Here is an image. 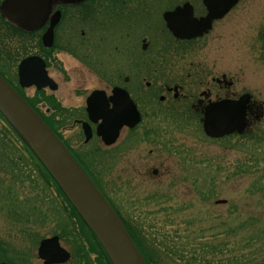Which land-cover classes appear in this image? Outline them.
<instances>
[{
	"label": "flooded vegetation",
	"instance_id": "flooded-vegetation-1",
	"mask_svg": "<svg viewBox=\"0 0 264 264\" xmlns=\"http://www.w3.org/2000/svg\"><path fill=\"white\" fill-rule=\"evenodd\" d=\"M5 1L0 0V74L23 97L27 95L20 88L17 71L19 63L29 57L42 61L47 76L57 87L55 74H69L61 66V56L99 81L96 87H83L78 82L67 104L62 95L50 94L51 110L42 103L35 105L40 116L50 117L54 132L86 172L82 159L93 149L121 153L139 140L151 145L148 153L157 157L151 162L147 156H142V160L137 156L130 161V168L143 167L144 177L155 181L163 170L170 172V159L163 152L169 148L170 124L177 119L170 113L178 107L187 108L188 117L196 120L203 131L209 105L248 95L246 127L241 135L249 134L250 127L264 118V99L256 94L264 87V74L256 67H236L233 52L234 39L239 41L247 33L246 42L256 39L257 49H252L250 58L258 63L264 59V11L255 10V16L249 15L256 17L255 24L247 25L244 35L236 37L243 33L241 27L236 31V24L246 21L247 5H241V0L222 17L211 19L208 28L200 30L197 22L209 13L203 0H24L32 8L20 22L12 15L14 9L3 6ZM27 3L23 6L27 7ZM35 8L38 19L32 23L29 20L34 19ZM53 19L56 23L51 44L45 46L43 38ZM15 59V64L9 63ZM119 90L125 91L135 105L139 122L133 127L123 126L115 140L107 144L96 130L103 113L109 114L106 119H113L114 106L122 103ZM34 91L38 92L35 88ZM88 99L93 105L89 110ZM84 122L91 130L87 142ZM67 131L71 134L65 136ZM93 142L96 145L88 147ZM53 236L58 237L69 259L52 264H109L101 246H64L61 234ZM39 244L40 241L18 264H45L38 255ZM0 264L14 263L0 258Z\"/></svg>",
	"mask_w": 264,
	"mask_h": 264
},
{
	"label": "rangeland",
	"instance_id": "rangeland-1",
	"mask_svg": "<svg viewBox=\"0 0 264 264\" xmlns=\"http://www.w3.org/2000/svg\"><path fill=\"white\" fill-rule=\"evenodd\" d=\"M239 3L247 5L246 21L241 25L236 24V31L241 27L243 32L236 37L244 35L247 25L255 24V10L264 11V0H241ZM246 34L239 41L234 39L236 67L242 65L244 70L246 67H256L264 74V59L258 63L249 55L252 49H257L256 39L246 42ZM61 58L64 63L61 66L69 74L56 73L58 90L43 92L46 98H41L38 102L49 110L53 103V95L50 94L62 95L67 104L78 82L83 87H96L99 84L96 76L89 71L77 69L76 64L68 57ZM17 61L15 59L9 63L15 64ZM11 76L14 77V74ZM34 92L33 87L24 90L29 100L40 98ZM256 94L264 99V87H261V93ZM170 114L177 118L170 124L169 148L163 152L170 159V172L163 170V175L158 180L145 178V169L141 166H134V170L130 168V161L137 156L140 160L142 156H147L149 161L157 157L155 153H148L151 145L140 140L121 153L115 150L105 153L102 149H93L92 154L83 157L82 164L151 264H184L171 260L165 253L164 244L169 242L164 241L176 239L175 230L179 235L188 236L189 243H193L194 238L204 241L213 236L224 241L222 235L233 231L231 237L234 239H228L229 249L233 251L234 246L242 247L243 241L240 240L250 235L252 218H258L261 227H264V118L250 127L249 132L255 136V143L241 138V135L225 140L210 139L203 133L199 123L188 117L187 108L178 107ZM0 129L7 137L5 143L19 150L22 156L19 164L30 177L18 180L7 168L5 173L0 172V181H3L0 184V249L5 252L4 255L1 254L2 257L18 264L28 258L27 255L42 238L55 234H61L65 238L61 240L64 246L73 243L89 244L81 237L82 226L78 219L74 215L67 217L64 213V203L52 183H44L36 163L24 162L29 156L22 143L6 129L2 121ZM70 134L71 132H65V136ZM178 143L181 145H177ZM95 145L93 142L88 147ZM14 153L18 155L17 152ZM12 179L13 185L9 188ZM33 183L37 185L33 187ZM36 195H39L38 201L35 200ZM13 200L17 203L25 200L30 206L36 205L38 213L24 212L21 217L13 216ZM221 200L225 202L215 203ZM40 215L43 218H39ZM245 222H248L247 227ZM187 251L189 253L190 249Z\"/></svg>",
	"mask_w": 264,
	"mask_h": 264
},
{
	"label": "water",
	"instance_id": "water-1",
	"mask_svg": "<svg viewBox=\"0 0 264 264\" xmlns=\"http://www.w3.org/2000/svg\"><path fill=\"white\" fill-rule=\"evenodd\" d=\"M239 0H203L208 9L206 18L197 22L199 30L209 27L211 19L222 17ZM24 0H6V8L14 9L12 15L17 21L30 13L32 5ZM3 7V8H4ZM38 8L33 11L36 22ZM41 9V8H40ZM33 17V16H32ZM56 19L44 35L45 46H50L52 28ZM18 81L22 88L35 86L37 90L55 91L57 85L46 74L42 61L37 57L23 59L18 65ZM48 86V87H47ZM122 103L114 106L113 119H106L97 126L96 133L107 144L113 142L123 126L133 127L139 122V113L125 91ZM95 94V93H94ZM88 99V110L93 106ZM248 95L236 101H223L206 108L203 131L210 138H221L234 132L243 133L246 127L245 114ZM0 111L23 138L39 162L49 173L69 203L90 229L112 264H147L122 221L106 197L76 161L58 136L51 130L29 103L0 75ZM85 141L91 136L88 123H83ZM109 137L108 140L106 138ZM216 201L215 203H224ZM39 258L45 264L60 263L69 259L57 236L42 239L38 248Z\"/></svg>",
	"mask_w": 264,
	"mask_h": 264
},
{
	"label": "trees",
	"instance_id": "trees-1",
	"mask_svg": "<svg viewBox=\"0 0 264 264\" xmlns=\"http://www.w3.org/2000/svg\"><path fill=\"white\" fill-rule=\"evenodd\" d=\"M4 77V76H3ZM40 98H36L33 100L27 99L28 103L35 109V105L40 101L41 98H46L44 96V93L42 91L36 92ZM44 121L48 124V126L54 131L53 123L50 121V118L41 116ZM0 121L6 126V129L10 130L11 134L15 136L17 141H20L22 143L24 151L28 153V160L24 161L25 163H36V167L38 169V173L41 177V179L44 181L45 184L51 185L54 187L56 193L62 198V201L64 203L62 209L64 213H66L67 217H76L78 219L79 224L82 226L81 230V237L85 239L84 241L89 244H95L99 245V242L95 238V236L92 234L90 229L86 226V224L83 222V220L80 218L78 213L75 211L73 206L69 203L63 192L60 190L58 185L55 183V181L52 179V177L49 175V173L45 170V168L42 166V164L39 162L37 157L34 155V153L31 151L29 146L26 144V142L23 140V138L19 135V133L16 131V129L12 126V124L8 121V119L3 115V113L0 111ZM3 130L0 129V172L5 173L6 168L12 173L14 178H18V180H22L23 178H30L29 175H26L24 172L22 166L19 164L22 156L19 154V150L15 149L14 146H8L7 143H5V134H2ZM250 136V137H248ZM230 137H225V139H230ZM241 138H247L250 139L252 142L256 143V138L251 133H247L240 136ZM7 138V137H6ZM14 152H17L18 155H16ZM13 179L9 182V188L13 185ZM3 183V181H0V184ZM35 183V181H34ZM33 183V187L34 184ZM38 194V193H37ZM39 195H36V201L39 200ZM24 202V203H23ZM23 202L17 203L15 200L12 201V211L13 216H23L24 212H27L29 214H32L33 212L38 213V209L36 205L30 206L29 204L25 203V200ZM27 206V211H25V205ZM30 211V212H29ZM41 213V210H40ZM45 216V215H44ZM39 218H43L42 215L39 216ZM122 220V219H121ZM253 222H251V233L246 239L240 240L243 241V246H234L233 251L229 249L228 245L230 241L229 238L234 239L231 237V234H233L229 231L226 234H221L223 236L222 240H217L214 236L212 239L199 241L200 238H194L192 241L193 243H189L187 239L188 236L185 237L184 234L183 237L177 233V231H174L175 238H171L168 241V244H164L165 253L168 254L169 258L174 261L183 262L184 264H264V227H261V221L258 218H252ZM123 221V220H122ZM247 223L245 222V227H247ZM125 225V224H124ZM128 230V229H127ZM129 234L130 231L128 230ZM132 235V234H130ZM178 235V236H176ZM219 235V236H221ZM133 238V237H132ZM227 238V239H226ZM175 239V240H174ZM226 239V240H225ZM134 240V239H133ZM186 240V241H184ZM92 241V242H90ZM135 242V240H134ZM136 243V242H135ZM137 245V243H136ZM139 248V246L137 245ZM100 249L105 253L102 247ZM187 249H190V252L188 253ZM224 249L226 251H224ZM140 250V248H139ZM0 258L1 260H5V258L2 257L1 254L4 255V251L0 249ZM142 253V251L140 250ZM106 254V253H105ZM145 261L147 264H151L150 261L144 256L142 253ZM107 256V255H106ZM154 257V256H153ZM154 259V258H153ZM107 260L109 264H111L108 256Z\"/></svg>",
	"mask_w": 264,
	"mask_h": 264
}]
</instances>
